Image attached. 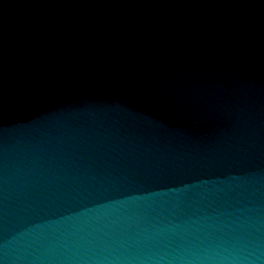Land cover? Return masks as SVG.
Returning a JSON list of instances; mask_svg holds the SVG:
<instances>
[{
	"label": "water",
	"instance_id": "95a60500",
	"mask_svg": "<svg viewBox=\"0 0 264 264\" xmlns=\"http://www.w3.org/2000/svg\"><path fill=\"white\" fill-rule=\"evenodd\" d=\"M0 264H264V0H0Z\"/></svg>",
	"mask_w": 264,
	"mask_h": 264
}]
</instances>
